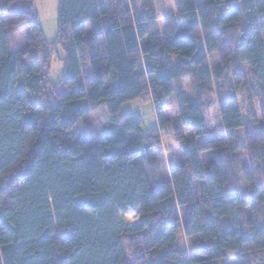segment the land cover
<instances>
[{
	"label": "trees",
	"instance_id": "trees-1",
	"mask_svg": "<svg viewBox=\"0 0 264 264\" xmlns=\"http://www.w3.org/2000/svg\"><path fill=\"white\" fill-rule=\"evenodd\" d=\"M176 10L161 22L163 39L154 0H59L64 72L52 85V46L34 1L0 0V264H128L124 237L137 254L131 264H219L228 254L227 264L264 262V0H195ZM237 66L260 87L261 117L259 95L234 73L217 136L203 100L214 78ZM181 78L197 97L181 101V160L168 167L154 149L169 122L165 100ZM145 96L156 129L145 133L133 114L115 119ZM104 104L112 125L81 130L80 120ZM209 152L216 159L204 167ZM237 152L251 162L246 197ZM180 233L199 239L193 254L179 248Z\"/></svg>",
	"mask_w": 264,
	"mask_h": 264
},
{
	"label": "rangeland",
	"instance_id": "rangeland-1",
	"mask_svg": "<svg viewBox=\"0 0 264 264\" xmlns=\"http://www.w3.org/2000/svg\"><path fill=\"white\" fill-rule=\"evenodd\" d=\"M34 7L38 15V21L40 27L44 32L45 39L52 46L51 57H50V67L48 70L49 82L54 85L57 84L63 78V59L65 57L64 52L57 43L58 40V9H59V0H33ZM195 0H154L156 14L159 21V29L162 35V38H165L164 26L161 23L162 20L168 16H173L177 13V7L185 2H193ZM184 30V25L180 27ZM83 33L88 36L92 33V27L88 24L84 27ZM80 32H76L73 36H79ZM264 36V32H263ZM15 39L17 37H14ZM43 57V55H41ZM209 66L212 72L219 67V60L217 55H211L209 57ZM241 73L247 76L248 83L250 88L253 91L257 92L259 97L254 100L255 113L258 117H261L263 98L260 96V87L255 81L253 73L246 66H237L232 67L228 70L224 79H218L213 82L212 93L207 96L202 105L203 113L208 124V127L212 130L214 135L220 136L222 133V126L219 113V102L226 100L231 94V89L234 85L232 75L234 73ZM213 76V75H212ZM240 109L243 115V120L247 124L248 122V103L246 95L243 90H240L236 93ZM197 90L194 87L193 83L189 78H181L174 82L173 93L170 97L165 100V109L164 116L168 119V124L166 129L160 133V143L154 149L158 151L161 157L163 158L166 166H171L172 162L179 163L181 160V147L176 142L174 131L178 125H181V115L179 113V107L181 101L185 98H196ZM126 114H133L135 118H140L143 122L144 132H150L157 128V120L155 117L153 104L149 96L134 101L128 102L121 106L118 115L115 117L123 116ZM113 119L108 116L107 105H100L95 107L87 114L83 119L78 123L81 130L87 131L89 129H94L95 131H100L112 125ZM187 136L191 135V132L184 125ZM240 135V134H239ZM159 155V154H157ZM238 163L236 164L235 173L238 181V186L240 193L246 197L249 193V186L244 181L245 171L251 168V162L248 155L245 152H237L235 154ZM216 159V155L212 152L205 153L202 155L203 166L207 167L208 164ZM172 161V162H171ZM179 239V248L185 250L188 254H193L197 246L200 244L197 237L187 238L180 233L178 236ZM125 252L127 256V263L131 264L137 254L132 250L130 246L129 239L123 238ZM233 263V256L228 254L226 260L219 262V264ZM264 264V262L262 263Z\"/></svg>",
	"mask_w": 264,
	"mask_h": 264
}]
</instances>
